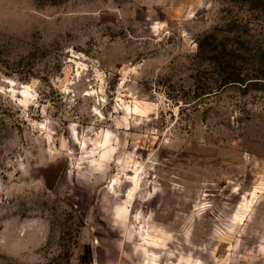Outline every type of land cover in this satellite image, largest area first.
<instances>
[{
    "label": "rangeland",
    "instance_id": "obj_1",
    "mask_svg": "<svg viewBox=\"0 0 264 264\" xmlns=\"http://www.w3.org/2000/svg\"><path fill=\"white\" fill-rule=\"evenodd\" d=\"M0 264H264V0H0Z\"/></svg>",
    "mask_w": 264,
    "mask_h": 264
},
{
    "label": "trees",
    "instance_id": "obj_2",
    "mask_svg": "<svg viewBox=\"0 0 264 264\" xmlns=\"http://www.w3.org/2000/svg\"><path fill=\"white\" fill-rule=\"evenodd\" d=\"M231 81H240V80H239V78H234V79H231L230 82Z\"/></svg>",
    "mask_w": 264,
    "mask_h": 264
}]
</instances>
